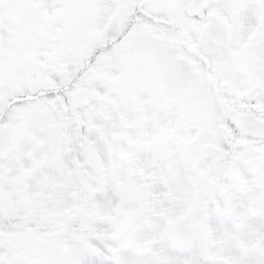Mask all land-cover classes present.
Listing matches in <instances>:
<instances>
[{
    "label": "snow or ice",
    "instance_id": "1",
    "mask_svg": "<svg viewBox=\"0 0 264 264\" xmlns=\"http://www.w3.org/2000/svg\"><path fill=\"white\" fill-rule=\"evenodd\" d=\"M0 264H264V0H0Z\"/></svg>",
    "mask_w": 264,
    "mask_h": 264
}]
</instances>
